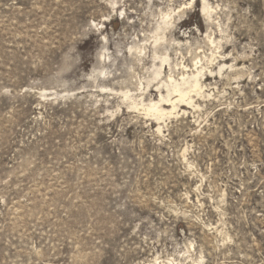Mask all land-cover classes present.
Masks as SVG:
<instances>
[{
	"label": "rangeland",
	"instance_id": "obj_1",
	"mask_svg": "<svg viewBox=\"0 0 264 264\" xmlns=\"http://www.w3.org/2000/svg\"><path fill=\"white\" fill-rule=\"evenodd\" d=\"M0 264H264V0H0Z\"/></svg>",
	"mask_w": 264,
	"mask_h": 264
},
{
	"label": "bare ground",
	"instance_id": "obj_2",
	"mask_svg": "<svg viewBox=\"0 0 264 264\" xmlns=\"http://www.w3.org/2000/svg\"><path fill=\"white\" fill-rule=\"evenodd\" d=\"M197 84V83H196ZM161 112V111H160Z\"/></svg>",
	"mask_w": 264,
	"mask_h": 264
}]
</instances>
